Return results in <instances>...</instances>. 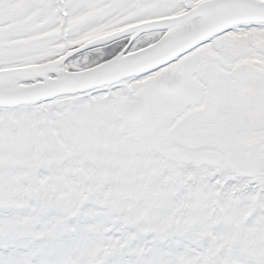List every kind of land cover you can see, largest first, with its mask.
I'll list each match as a JSON object with an SVG mask.
<instances>
[{"label": "snow or ice", "instance_id": "snow-or-ice-1", "mask_svg": "<svg viewBox=\"0 0 264 264\" xmlns=\"http://www.w3.org/2000/svg\"><path fill=\"white\" fill-rule=\"evenodd\" d=\"M0 264H264V0H0Z\"/></svg>", "mask_w": 264, "mask_h": 264}]
</instances>
